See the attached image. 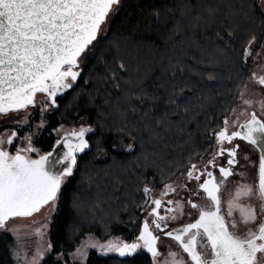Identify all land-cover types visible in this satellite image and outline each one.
<instances>
[{"label": "trees", "instance_id": "trees-1", "mask_svg": "<svg viewBox=\"0 0 264 264\" xmlns=\"http://www.w3.org/2000/svg\"><path fill=\"white\" fill-rule=\"evenodd\" d=\"M263 23L258 0H121L33 141L46 153L58 126L82 119L93 129L62 185L49 227L53 250L40 264H55L87 232L137 237L147 211L143 188H160L216 148L213 133L249 75L244 49ZM13 246L1 231L0 264H16ZM129 261L153 264L146 251L120 257L95 250L84 264Z\"/></svg>", "mask_w": 264, "mask_h": 264}, {"label": "snow or ice", "instance_id": "snow-or-ice-1", "mask_svg": "<svg viewBox=\"0 0 264 264\" xmlns=\"http://www.w3.org/2000/svg\"><path fill=\"white\" fill-rule=\"evenodd\" d=\"M120 4L121 0H0V116L27 113L30 107H37V94H43L39 101L42 119L37 126L43 128L44 113L56 108L57 97L81 76L79 69L90 47L100 42L109 17ZM254 43L255 37L248 41L245 60L252 56ZM250 79L264 86V75L254 71ZM240 102L241 110H232L235 119L225 118L223 127L213 133L216 151L211 159L203 167L191 163L185 183L165 184L159 196L151 195L152 188H143L144 206L150 210L136 239L131 243L120 238L104 243L89 239L76 249L81 264L87 260L89 248L103 256L115 253L120 257L146 251L153 264H158L161 235L187 254L185 261L169 250L164 264H264V97L249 98L242 91ZM255 105H259V114ZM28 122L26 116L22 123ZM55 131L64 134L56 140L53 151L44 154L34 147L32 135L23 137L25 146L16 147L14 153L7 146L13 145L18 132L0 135V229L8 230L10 220L32 217L44 208L49 216L56 211L62 185L73 175L77 153L89 148L85 136L93 129L81 126L64 131L61 126ZM236 140L247 142L259 153L258 177L251 183L237 182L228 190L230 178L237 175L240 145L234 144ZM61 144L65 151L57 155ZM31 153H36V158ZM225 154L226 166L218 164V158ZM185 216L189 222L171 227L170 222ZM45 227L47 223L37 227L35 235L42 239ZM52 250L51 243L42 245L30 264H40L45 251ZM15 258L21 259L19 251ZM23 258L28 264L26 254ZM60 259L58 256L55 264Z\"/></svg>", "mask_w": 264, "mask_h": 264}, {"label": "rangeland", "instance_id": "rangeland-1", "mask_svg": "<svg viewBox=\"0 0 264 264\" xmlns=\"http://www.w3.org/2000/svg\"><path fill=\"white\" fill-rule=\"evenodd\" d=\"M258 4H259V7L261 9V0H258ZM263 15H264V13H263ZM262 45H264V23H263L262 28H261L260 37L257 40H255V43L252 46V56L247 59L248 63L250 64L249 65V75H248L247 80H246V82H245V84L241 90V92L246 91V95L249 98H254V99H260L261 97H264V86H260L258 84H255L250 79V77L254 71L257 73V75H264V47H262ZM257 53H260L261 55L257 56L256 55ZM75 83L73 84V86L75 85ZM253 93L256 94L254 97H253ZM42 99H44L43 94H37V107L34 109L30 107L28 109L27 113H25V112H21L19 114L10 113L8 116H0V126H2V123H3V125H6V128H4L2 130L0 129L1 130L0 135H7L11 131H17L18 132V138H16L14 140L13 145L7 146L9 148V150H10V148H12L14 150V151L12 150L11 152L14 153L15 148L18 146H25V141L23 140V137H25L27 135H32L33 141H34V138L40 129L37 126L40 124L41 119H42L41 114H40V104H39V101ZM242 107L243 106L241 105L240 95H239L238 100H237L236 104L234 105V107L232 108V110L237 109V112H239ZM232 110L230 111V113L226 117L230 121L235 119V114L233 113ZM251 110L252 109H249V111H251ZM255 110H257V112L259 114V105H255ZM49 111L44 113L43 119L45 118L46 113H48ZM26 116L29 117V122H28V124H23L22 120ZM35 117H37V120H34ZM61 126H63L64 131H71L72 129L78 130L81 126L89 127L87 122H85L82 119L78 120V122L74 126L60 125V126H58V129L61 128ZM56 134H57V138H56V140H57L60 136H62L64 134V132L63 131L59 132V133L56 132ZM88 134L89 133L86 134L85 139H87ZM236 141H238L240 143L244 142V141H240V140H236ZM55 144H56V141H55L54 145ZM215 146H216V140H215ZM57 148L59 150L58 154L65 151L62 144L59 145ZM52 149H53V147H52ZM214 152H215V149L213 152L210 153V155L208 157L199 158L192 163H196L199 166L203 167V165L207 162V160L212 157ZM81 153L82 152L77 153V156ZM40 154H44V153H40ZM31 155L33 158H36V153H31ZM186 170L184 173L178 175L176 178H174L173 180H171L165 184H172V185L176 186V185H180V184L185 183ZM164 185H162L160 188L150 187V188H152L151 195L152 196H159V193L163 189ZM192 187H196L195 182H192ZM149 210L150 209L147 208V211L145 212V216L142 219L141 225L143 224L145 218H147V213ZM53 214H54V212L51 213V215L49 216L48 209L44 208L40 212L34 213L32 217L15 218V219L10 220L8 222V225H7L8 230L0 229V232L3 231V232L9 233L14 240V246H13L14 258H15V253L17 251H19L21 254V259L19 261H17V259L15 258L16 264H25V260L23 258L25 256V254L27 255V262H28V264H30L32 256L36 253V251L41 250L42 245L50 243L49 242V227H50V222H51V218H52ZM46 217L48 218L47 220L45 219ZM185 219H186V216L183 217L182 219L176 221V222H170L171 227L182 225L181 223ZM44 223H47V227L43 228V237L41 239L40 237H37L35 235V229L37 227H41ZM157 234L160 235L159 233H157ZM115 238H117V237L114 235H111V236L107 237L106 239H100L94 232H87L82 236L78 245H76L74 248H72V250L65 253L64 255H58V256L61 257L60 260H62L65 264H81L79 257L75 256V253H76V249L80 248L82 245L85 244V241H87L89 239H93V240H97L101 243H104V242H107L108 240H112ZM133 241H131V242H133ZM159 241L160 242H158V250L161 252V257L159 258L158 264H164V259L167 256V253L169 250L178 253L179 256H182L185 259V261H187V255L182 252V250L177 246L175 241L171 240L170 238H168L166 236L163 237V235L160 236ZM131 242H129V243H131ZM91 250H95L97 253H99L96 249H91V248L87 249L88 253ZM48 253L49 252L45 251L44 257ZM110 254H115V253H110ZM115 255H117V254H115ZM84 263H85V261H84ZM189 264H190V262H189Z\"/></svg>", "mask_w": 264, "mask_h": 264}, {"label": "flooded vegetation", "instance_id": "flooded-vegetation-1", "mask_svg": "<svg viewBox=\"0 0 264 264\" xmlns=\"http://www.w3.org/2000/svg\"><path fill=\"white\" fill-rule=\"evenodd\" d=\"M234 144L240 145V149L238 150V156H237L238 164L235 166V172L237 173V175H234L233 177L230 178L231 183L228 186V190H231L233 188V186L235 185V183H237V182L247 181V182L251 183V182H255L257 180V177H258L259 153L257 151H255V149L251 145L247 144V142H245V141L241 142V143L238 141H234ZM12 150L13 149L10 148V151H12ZM215 151H216V148H215ZM56 152L57 153L59 152L58 148L56 149ZM57 155H59V154H57ZM245 156H248L249 159L245 160L244 159ZM217 163L218 164H224L226 166V164H227L226 154L224 157L218 158ZM215 171L218 174V168ZM201 195L203 196L202 193H201ZM225 195H227V191L225 192ZM199 202L206 203V201H199ZM193 215L195 216L198 214L193 211ZM189 220H190V218L188 216H186V219L181 224L187 223V222H189ZM181 226L182 225H178V226H175V228H178ZM163 237H165V236H163ZM158 242H160V241H158Z\"/></svg>", "mask_w": 264, "mask_h": 264}, {"label": "bare ground", "instance_id": "bare-ground-1", "mask_svg": "<svg viewBox=\"0 0 264 264\" xmlns=\"http://www.w3.org/2000/svg\"><path fill=\"white\" fill-rule=\"evenodd\" d=\"M56 154H58V153L56 152Z\"/></svg>", "mask_w": 264, "mask_h": 264}, {"label": "water", "instance_id": "water-1", "mask_svg": "<svg viewBox=\"0 0 264 264\" xmlns=\"http://www.w3.org/2000/svg\"><path fill=\"white\" fill-rule=\"evenodd\" d=\"M51 151H53V149Z\"/></svg>", "mask_w": 264, "mask_h": 264}]
</instances>
